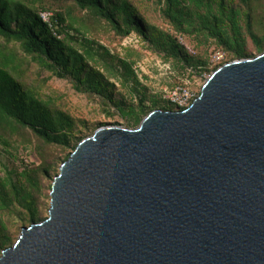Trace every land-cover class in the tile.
Masks as SVG:
<instances>
[{"label":"water","instance_id":"1","mask_svg":"<svg viewBox=\"0 0 264 264\" xmlns=\"http://www.w3.org/2000/svg\"><path fill=\"white\" fill-rule=\"evenodd\" d=\"M49 196L0 264H264V50L185 109L96 128Z\"/></svg>","mask_w":264,"mask_h":264},{"label":"trees","instance_id":"2","mask_svg":"<svg viewBox=\"0 0 264 264\" xmlns=\"http://www.w3.org/2000/svg\"><path fill=\"white\" fill-rule=\"evenodd\" d=\"M137 1L0 0V144L15 149L18 157L31 145L39 160L30 166L21 158L20 169L0 176V253L15 242L9 232L12 225L20 223L15 225L19 230L23 223L46 217L56 167L85 137L79 128H86V121L67 108L64 96L44 94L45 82H38L32 69L68 80L75 92L89 99L99 97L108 115H117L126 127L134 128L159 106L158 100L152 99L149 106L137 90L135 103L125 101L117 83L101 68L113 69V77L123 85L130 76L134 84L139 81L125 59L113 63L114 56L97 43L101 32L119 37L135 34L146 49L165 61L173 59L181 71L191 67L201 77L217 66L208 68L191 53L180 40L184 35L214 40L228 61L253 56L246 39L255 51L264 50L263 37L252 24L253 4L264 0H159L160 15L171 32L149 24ZM40 11L50 12L49 22ZM198 95L199 91L195 98ZM173 106L161 109L175 110Z\"/></svg>","mask_w":264,"mask_h":264},{"label":"rangeland","instance_id":"3","mask_svg":"<svg viewBox=\"0 0 264 264\" xmlns=\"http://www.w3.org/2000/svg\"><path fill=\"white\" fill-rule=\"evenodd\" d=\"M136 5L141 11L143 18L149 24L158 27L161 31H172L171 26L160 15L159 10L161 3L159 0H138ZM52 8L56 9L55 6ZM252 24L256 34L263 37L264 46L263 2L253 4ZM195 35H184L181 41L186 44L191 53H195L208 68L216 66L210 60V53L216 48L220 49L216 42L212 39H205L201 35ZM89 36L92 37L90 33ZM96 37L98 40L97 43L105 46L106 49L110 51V54L114 56L113 63L117 64L118 58L125 59L131 65V69L134 71L139 81L134 84L132 76H130L129 78L127 77L128 80L126 84L123 85L121 79L116 80V78L113 77L112 74L116 73L113 69H108L107 71L101 68L105 76H108L111 81L117 83V87L123 93L124 99L128 103L136 102L138 98L136 92L138 90V94L146 98L145 103L147 105H151L152 99L158 100L159 106L153 109H161V107L174 108L169 97L172 90L181 87L185 88L192 95L196 94L209 75L204 74L205 77H201L191 67H188L185 71H181L180 66H178L173 59L165 61L164 58H160L157 54L146 49L145 44L135 34L119 37L113 35V33L101 32V34ZM246 40H248L246 45L252 50L253 56L258 54V51L252 49L251 41L249 39ZM228 59L229 56L226 53V60L228 61ZM32 72L34 75L36 74L38 82H45L42 89L44 94L55 98H57V95L64 96L67 108L71 110L77 118H82L86 121V128H79V130L82 131V136L86 137L91 135L100 124L122 125L126 127L123 119L119 118L117 115L112 117L103 110L106 106L99 97L89 99L85 95L75 92L68 80L51 76L47 71H41V73H39L36 69H32ZM21 158L25 162H28L30 166H35L39 163L31 145L26 146L18 157L15 149L10 147L6 148L0 144V176L5 175L7 170L19 168L21 166ZM58 167L59 165L56 167L57 170ZM49 201L50 197L47 199L48 206L44 212L45 216H47ZM16 224L20 225V223ZM16 224H14V226L12 225L9 229L11 238L14 241L18 237L21 227L29 225L28 223H23L20 229L17 230Z\"/></svg>","mask_w":264,"mask_h":264},{"label":"built area","instance_id":"4","mask_svg":"<svg viewBox=\"0 0 264 264\" xmlns=\"http://www.w3.org/2000/svg\"><path fill=\"white\" fill-rule=\"evenodd\" d=\"M40 17L46 21H50V12L40 11ZM181 40V39H180ZM211 62L219 66L226 62V53L221 49H214L210 53ZM195 94H190L185 88H175L169 94L170 101L176 106V109H185L194 100Z\"/></svg>","mask_w":264,"mask_h":264}]
</instances>
